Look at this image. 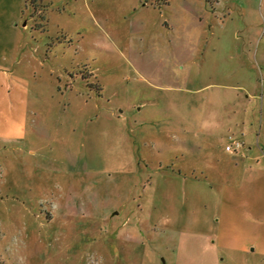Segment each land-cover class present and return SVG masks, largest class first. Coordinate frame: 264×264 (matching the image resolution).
I'll return each instance as SVG.
<instances>
[{
    "label": "rangeland",
    "instance_id": "1",
    "mask_svg": "<svg viewBox=\"0 0 264 264\" xmlns=\"http://www.w3.org/2000/svg\"><path fill=\"white\" fill-rule=\"evenodd\" d=\"M258 2L0 0V264H264Z\"/></svg>",
    "mask_w": 264,
    "mask_h": 264
},
{
    "label": "crops",
    "instance_id": "2",
    "mask_svg": "<svg viewBox=\"0 0 264 264\" xmlns=\"http://www.w3.org/2000/svg\"><path fill=\"white\" fill-rule=\"evenodd\" d=\"M206 3L208 6L207 8V13H211L213 16H216L219 11L220 8L219 6L222 5V0H206ZM259 8L257 10L258 13V17L257 19L251 21L248 23V32L249 34L253 36L257 35V29L262 28L261 24L264 23V0H259ZM211 22H213L212 20H210ZM208 21V22H210ZM257 25V29L255 28L254 30V26ZM252 28V30H251ZM251 150V149H250ZM196 247V246H195ZM205 250L207 251V253H205V255L203 254H198L197 251L195 250V252L193 251L192 254L190 255L191 257H186V262H184L183 264H219V254L217 253V249H215V247H213L212 245H210L209 242H207V245L205 247ZM242 250L240 255H241V261H246L248 264H254V262H249L250 259H248V257L254 253H250L248 250H244V249H240ZM257 254V253H256ZM262 256V261H264V253L261 254ZM179 257V256H178ZM181 261L183 260V256L180 259ZM178 261V260H177ZM255 264H257V262H255ZM262 264V263H260Z\"/></svg>",
    "mask_w": 264,
    "mask_h": 264
},
{
    "label": "built area",
    "instance_id": "3",
    "mask_svg": "<svg viewBox=\"0 0 264 264\" xmlns=\"http://www.w3.org/2000/svg\"><path fill=\"white\" fill-rule=\"evenodd\" d=\"M241 148V143L234 139L233 137L229 138V144L226 146V151L234 154Z\"/></svg>",
    "mask_w": 264,
    "mask_h": 264
},
{
    "label": "trees",
    "instance_id": "4",
    "mask_svg": "<svg viewBox=\"0 0 264 264\" xmlns=\"http://www.w3.org/2000/svg\"><path fill=\"white\" fill-rule=\"evenodd\" d=\"M169 4V2L167 1V5Z\"/></svg>",
    "mask_w": 264,
    "mask_h": 264
}]
</instances>
